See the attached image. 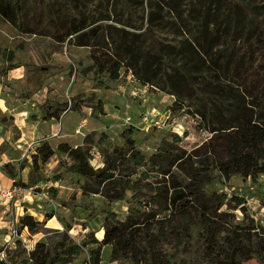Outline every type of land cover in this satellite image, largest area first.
<instances>
[{"label": "rangeland", "instance_id": "374dc122", "mask_svg": "<svg viewBox=\"0 0 264 264\" xmlns=\"http://www.w3.org/2000/svg\"><path fill=\"white\" fill-rule=\"evenodd\" d=\"M170 1L0 0V171L8 184L28 191L27 200L16 203L14 220L7 214L11 223L16 222L17 237L1 258L6 264H25L36 244L54 246L64 231L82 248L72 264H92L90 252L96 249L101 251L100 264H131L112 260L116 235L105 234L102 228L106 211L124 220L128 204L84 193L85 180L70 170L73 161L62 145L91 147L90 163L97 169L104 164L103 151L122 147L131 129L136 148L147 156L163 146L181 147L190 154L213 136L202 119L191 114L202 102L194 107L188 102L176 105L163 85L143 84L126 63L116 80L110 71L96 72L93 45L104 39L113 52L116 45L111 35L125 31L130 38L148 34L153 43L150 39L135 42L144 49L157 45L166 53H177L198 30V23L178 20L170 11ZM187 1L182 6L185 15L193 8ZM251 1L264 4V0ZM158 13L161 18L151 27L148 18ZM171 59L183 63L181 57ZM53 126L59 134L53 135ZM175 136L181 141L176 142ZM46 142L54 156L47 162L36 161L37 149ZM214 173L217 180L208 188L244 196L247 214L264 227V176L233 175L226 180L219 171ZM154 177L162 180L161 175ZM146 184L145 180L139 184L142 195ZM26 215L45 224L41 233L23 228L21 219ZM47 215L52 217L47 220ZM233 215V225L246 224L239 209ZM204 249L194 230L193 237L177 250L175 264H207ZM244 264L262 263L250 259Z\"/></svg>", "mask_w": 264, "mask_h": 264}, {"label": "trees", "instance_id": "16d2710c", "mask_svg": "<svg viewBox=\"0 0 264 264\" xmlns=\"http://www.w3.org/2000/svg\"><path fill=\"white\" fill-rule=\"evenodd\" d=\"M187 2L193 8L186 15L183 0L168 3L178 20L198 23V30L179 50L169 47L177 53H166V48L157 45L144 49L135 42L150 39L153 43L148 34H131L130 38L125 31L111 35L116 45L113 52L104 39L94 44L92 58L97 74L110 71L116 80L126 63L143 84L163 85L176 105L188 102L194 107L195 102H202L191 114L202 119L213 135L210 140L190 154L181 147L163 146L147 156L136 148L131 129L122 147L103 151L104 164L97 169L90 163L91 147L61 148L73 161L70 170L84 178V193L128 204L124 220L113 211H106L103 219L105 234L116 235L111 243L113 261L175 264L177 250L196 230L205 244L207 264H244L250 259L264 264V227L247 214L246 198L208 188L217 180L214 170L226 180L233 175L264 176V4L251 0ZM158 14L148 18L151 27L161 18ZM172 56L181 57L183 63ZM174 140L181 141L178 136ZM54 154L46 142L37 149L35 159L47 162ZM143 180L148 189L142 195L139 184ZM237 209L244 214L245 225H233L231 218ZM21 224L33 234L45 228L30 215ZM60 237L54 246L36 244L25 264H72L82 248L67 231ZM90 258L92 264H100V249L92 250Z\"/></svg>", "mask_w": 264, "mask_h": 264}, {"label": "built area", "instance_id": "2783aa9c", "mask_svg": "<svg viewBox=\"0 0 264 264\" xmlns=\"http://www.w3.org/2000/svg\"><path fill=\"white\" fill-rule=\"evenodd\" d=\"M155 123H157V121ZM27 194H28V191L23 189L20 186H16L12 184L11 186L6 187L2 183H0V205L2 206H7V207L11 205L15 206L18 201L27 200L28 198ZM9 232H10L9 233L10 241H8L6 245L2 247L1 253H0V260L1 258L4 259L6 257V251L11 245V241L13 240V238L17 237L15 221L11 223Z\"/></svg>", "mask_w": 264, "mask_h": 264}, {"label": "crops", "instance_id": "0c3cea01", "mask_svg": "<svg viewBox=\"0 0 264 264\" xmlns=\"http://www.w3.org/2000/svg\"><path fill=\"white\" fill-rule=\"evenodd\" d=\"M52 132H53V135L59 134L58 131H55V126L52 127ZM65 136H68V135H65ZM7 180L8 179L6 178L5 174H3L0 171V183H2L6 187L11 186L13 183H10L11 184L10 185L7 183L9 180L8 181ZM15 208H16V205L15 206L11 205L8 207L0 205V249L3 246H5L8 241H10L9 229H10V223L12 221H10L9 216L7 214L10 212V214L13 216L12 220H14V215H15V212L17 211V209ZM38 217L41 219L40 216ZM51 223L53 224V221H51Z\"/></svg>", "mask_w": 264, "mask_h": 264}, {"label": "water", "instance_id": "95a60500", "mask_svg": "<svg viewBox=\"0 0 264 264\" xmlns=\"http://www.w3.org/2000/svg\"><path fill=\"white\" fill-rule=\"evenodd\" d=\"M0 264H6L4 260H0Z\"/></svg>", "mask_w": 264, "mask_h": 264}]
</instances>
